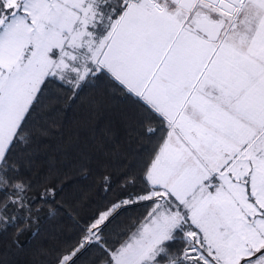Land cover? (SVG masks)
<instances>
[{
	"label": "snow or ice",
	"instance_id": "obj_1",
	"mask_svg": "<svg viewBox=\"0 0 264 264\" xmlns=\"http://www.w3.org/2000/svg\"><path fill=\"white\" fill-rule=\"evenodd\" d=\"M99 80L154 147L51 264H264V0H0V231L58 195L16 158L41 96ZM128 206L144 211L118 231Z\"/></svg>",
	"mask_w": 264,
	"mask_h": 264
},
{
	"label": "trees",
	"instance_id": "obj_2",
	"mask_svg": "<svg viewBox=\"0 0 264 264\" xmlns=\"http://www.w3.org/2000/svg\"><path fill=\"white\" fill-rule=\"evenodd\" d=\"M141 121L131 98L104 80L75 97L49 86L28 121V139L17 147L16 158L34 184L53 185L58 195L19 237L11 226L0 231V264H51L56 250L77 235L75 220L82 222L122 198L125 181L140 174L155 143L142 134ZM57 206L50 215L49 208ZM143 211L124 207L114 225L126 229ZM97 257V249H89L81 264H94Z\"/></svg>",
	"mask_w": 264,
	"mask_h": 264
}]
</instances>
